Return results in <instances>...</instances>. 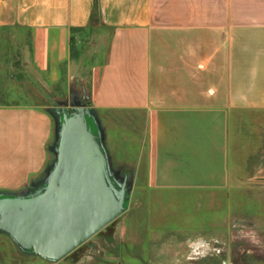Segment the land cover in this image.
Masks as SVG:
<instances>
[{
	"label": "crops",
	"instance_id": "crops-1",
	"mask_svg": "<svg viewBox=\"0 0 264 264\" xmlns=\"http://www.w3.org/2000/svg\"><path fill=\"white\" fill-rule=\"evenodd\" d=\"M98 26L110 39L106 59L88 70V108L142 119L130 162L142 167L149 200L207 197V217L216 216L208 226V218L162 225L150 201L135 210L128 238L134 257L144 264H238L230 121L264 114V0H0V30L30 32V64L43 76L69 62L74 32ZM47 111L0 105L1 194L24 195L44 179L54 137ZM103 146L111 160H129L126 148L116 155L106 132Z\"/></svg>",
	"mask_w": 264,
	"mask_h": 264
},
{
	"label": "rangeland",
	"instance_id": "rangeland-1",
	"mask_svg": "<svg viewBox=\"0 0 264 264\" xmlns=\"http://www.w3.org/2000/svg\"><path fill=\"white\" fill-rule=\"evenodd\" d=\"M109 39L110 30L102 26L74 32L69 41V62H62L56 74L43 76L30 64V32L20 28L0 30V105L40 106L47 108L50 115L53 112L58 115L62 109L67 114L75 113V109H88V70L106 59ZM90 114L94 116L103 150L104 132L108 141L117 146L116 155L120 154L119 148L128 149L129 160L119 162L118 158L111 160L104 150L116 181L120 184L126 177V211L58 262L24 252L7 235L0 233V264H139L140 261L144 264L134 257L136 248L128 240L134 229L135 210L142 205L148 207L151 201L144 189L142 167L130 162L137 148L134 137L142 134V119L139 116L127 118L116 112H100L97 116L90 110ZM256 114L245 113L241 121L234 117L230 121L229 165L231 173L238 177L231 200V206L237 209L233 220L232 256L233 262L238 264L264 262V114ZM53 122L54 137L47 149L52 160L44 170V179L25 194L42 188L54 164L57 129L54 118ZM87 122L95 130L91 119ZM209 201L207 197H163L151 202H154V219H162L165 221L162 225L171 226L185 218L191 224L208 218L205 209ZM175 209H190V215L176 213ZM215 218L210 215L206 225L215 222Z\"/></svg>",
	"mask_w": 264,
	"mask_h": 264
},
{
	"label": "water",
	"instance_id": "water-1",
	"mask_svg": "<svg viewBox=\"0 0 264 264\" xmlns=\"http://www.w3.org/2000/svg\"><path fill=\"white\" fill-rule=\"evenodd\" d=\"M90 110L51 113L55 160L39 191L0 193V233L46 261H61L126 211V177L119 184L110 172Z\"/></svg>",
	"mask_w": 264,
	"mask_h": 264
}]
</instances>
